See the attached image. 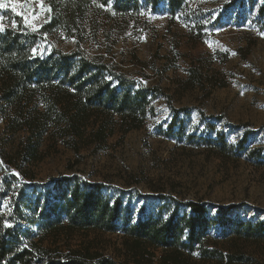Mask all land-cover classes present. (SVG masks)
I'll use <instances>...</instances> for the list:
<instances>
[{"label": "rangeland", "instance_id": "374dc122", "mask_svg": "<svg viewBox=\"0 0 264 264\" xmlns=\"http://www.w3.org/2000/svg\"><path fill=\"white\" fill-rule=\"evenodd\" d=\"M60 2L0 0L7 5L0 7V27L17 29L20 23L22 31L37 33L53 22L38 33L32 55L79 51L136 84L164 89L166 96L151 100L152 113L138 128L123 132L114 117L104 140L92 134L102 122L98 114L76 137L39 115L45 105L37 95L17 108L0 98L2 207L21 182L45 203L60 195V184L70 178L100 184L132 223L174 212L188 215L185 202L204 203L215 224L203 246L219 256L206 259L195 251L180 264H264V0H184L173 13L168 0L154 5L136 0L126 13L117 12L113 0L106 5L89 0L68 25L56 24ZM204 58L216 75L187 87L188 69ZM31 115L39 118L33 130L26 124ZM221 136L233 144L231 150L221 151ZM243 138V149H237ZM32 142L36 158L27 160ZM229 205L235 207L225 224L217 208ZM248 222L254 231L249 237L243 232ZM38 238L42 248L61 257L89 250L134 264L118 231L58 227ZM151 251L140 264L165 263L164 249Z\"/></svg>", "mask_w": 264, "mask_h": 264}, {"label": "trees", "instance_id": "16d2710c", "mask_svg": "<svg viewBox=\"0 0 264 264\" xmlns=\"http://www.w3.org/2000/svg\"><path fill=\"white\" fill-rule=\"evenodd\" d=\"M56 24H72L89 0H61ZM106 5L109 0H96ZM159 0H151L154 5ZM184 0H168L170 12L182 6ZM136 0H113L119 13H126ZM54 3V2H53ZM53 25L45 24L37 33L6 28L0 32V98L16 108L22 103L30 105L32 98L44 102L45 109L39 114L45 121L50 119L61 131L82 137L87 122L98 114L102 122L92 131L94 137L104 140L114 128V117L123 127V132L138 128L146 116L152 113L151 100L166 96L158 86L145 87L119 74L109 64L98 58L89 59L79 51L63 53L53 50L47 57L39 58L31 53L38 33L48 31ZM211 71V74H209ZM216 70H211L208 59L198 60L187 71V87L209 82ZM211 76V77H210ZM38 115L26 120L28 127H39ZM33 136V135H32ZM243 138L237 149H243ZM27 148V160L35 159L37 145ZM221 151H228L233 144L221 136L218 141ZM259 150L252 148L251 151ZM62 183V182H61ZM10 183H7V186ZM20 191L10 196L8 207L0 203V264H129V260L116 261L109 256L85 250H71L63 257L50 254L35 240L39 235L60 228L68 230L94 229L106 232H121L124 246L134 264L153 255L151 249L161 248L168 253L163 260L180 264L186 256L199 251L200 257L216 258L214 249L203 246L207 229L215 224L206 216L204 203L185 202L190 214L172 213L168 218L146 217L132 223L123 214L118 200L111 201L102 193L100 184H88L79 179H64L60 195L42 203L32 198L20 183ZM235 206L218 207L217 214L225 224L230 222L226 214ZM244 234L249 237L254 231L245 223ZM244 227V226H243ZM140 259V260H138ZM184 259V260H183ZM178 261V262H177ZM181 261V260H180ZM164 263V264H165Z\"/></svg>", "mask_w": 264, "mask_h": 264}, {"label": "snow or ice", "instance_id": "6c2138e0", "mask_svg": "<svg viewBox=\"0 0 264 264\" xmlns=\"http://www.w3.org/2000/svg\"><path fill=\"white\" fill-rule=\"evenodd\" d=\"M7 5H5V4H3V3H0V7H6ZM42 7H43V5H41ZM12 9H13V11H15V5H13L12 6ZM27 19V18H26ZM3 30V28L2 27H0V31H2ZM35 51V50H34Z\"/></svg>", "mask_w": 264, "mask_h": 264}]
</instances>
